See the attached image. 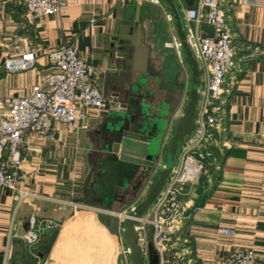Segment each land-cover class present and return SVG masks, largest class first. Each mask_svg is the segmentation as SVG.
I'll return each instance as SVG.
<instances>
[{"label":"crops","instance_id":"obj_1","mask_svg":"<svg viewBox=\"0 0 264 264\" xmlns=\"http://www.w3.org/2000/svg\"><path fill=\"white\" fill-rule=\"evenodd\" d=\"M64 1L67 7L62 16L29 24L24 19L21 0H0V98L29 94L38 77L51 71L44 52L73 45L80 58L95 68L96 86L113 102L107 111L88 115L73 130L54 124L53 140L32 132L26 134L28 143L20 163L24 178L17 189L29 195L17 206L13 199L16 192L0 191V263L6 244L10 243L11 264H128L117 253L113 218L89 208L73 210L60 202L117 212L129 206L116 203L113 209H106L94 202L88 176L95 160L94 132L110 111L117 110L119 99L115 95L127 71L125 59L113 54L111 46L117 48L113 39L131 37L137 9L143 41L149 49L147 69L151 73L156 70L153 59L158 36L149 13L153 3ZM158 1L163 15L173 17L169 7ZM178 3L185 6L181 0ZM223 8L231 29L234 66L226 74L213 145L205 152L208 155L203 162H208V170L185 187L179 248L187 264H221L231 252L246 249L254 251V264H264V8L247 6L243 0H224ZM166 24L169 35L164 42L172 37L179 40L174 17ZM28 51L36 53L34 69L5 68V59L18 60ZM184 68L190 76L186 64ZM190 82L191 92V76ZM163 88L161 100L170 108L172 130L162 156L167 155L175 122L183 116L187 104L185 88L179 87L174 94H167V87ZM30 217L39 227H52L44 229L36 257L28 263L27 246L21 236L28 229ZM218 227L232 229L235 235H218ZM54 231L57 235L49 253L37 257L38 247L45 245Z\"/></svg>","mask_w":264,"mask_h":264},{"label":"built area","instance_id":"obj_2","mask_svg":"<svg viewBox=\"0 0 264 264\" xmlns=\"http://www.w3.org/2000/svg\"><path fill=\"white\" fill-rule=\"evenodd\" d=\"M149 2L159 4L158 0ZM223 2L224 0H195L191 7L180 4L179 14L185 42L199 72L200 87L197 90L194 131L182 141L177 161L148 210L139 217L135 216L137 207L144 201L160 172L166 169L161 156L170 137L172 124H169L165 133L156 168L126 210L115 212L60 202L70 205L73 210L89 208L113 218L117 253L128 264L131 262V251L124 239L127 220L135 222L133 231L136 243L146 261L148 245L151 244L158 264H187L185 255L179 248L180 224L185 218L182 198L185 187L194 184L203 173L201 160L207 157L205 152L213 145L211 139L220 120L219 102L225 93L226 74L234 66L231 29ZM21 3L24 7V19L29 24L49 16H62L67 7L64 0H21ZM243 3L264 8V0H243ZM164 19L167 23L173 21V17L166 13ZM202 25L213 28L212 37H202ZM165 47H170L178 62L185 65L182 46L177 38L172 37ZM43 56L51 71L38 77L29 94L0 98V191L16 192L13 199L17 206L29 195L17 189L24 178L20 172V163L28 143L26 134L32 132L40 138L53 140L54 124H62L67 130H73L88 115L107 111L113 102L111 97H106L96 86L95 68L80 58L73 45L47 50ZM36 63V53L28 51L20 59L8 62L5 67L10 71L31 70ZM51 227L50 224L39 227L34 217H30L28 229L21 238L31 258L36 257L44 229ZM216 233L228 237L235 235L232 229L222 227H218ZM11 260L12 249L10 243H7L0 264H11ZM254 261V251L246 249L231 252L221 264H254Z\"/></svg>","mask_w":264,"mask_h":264},{"label":"water","instance_id":"obj_3","mask_svg":"<svg viewBox=\"0 0 264 264\" xmlns=\"http://www.w3.org/2000/svg\"><path fill=\"white\" fill-rule=\"evenodd\" d=\"M169 7L179 33L184 61L189 69L192 85L199 83V72L195 59L185 42V33L179 14V0H160ZM186 7L193 6L195 0H181ZM137 9L135 24L130 30V38H114L117 48L112 45L113 54L124 60L127 71L119 82L115 97L117 110L110 111L95 136V160L89 172L93 200L106 209H113L116 203L131 204L139 195L143 185L156 168L164 143L165 133L171 121L169 107L163 108L155 99L154 89L150 86L147 69L149 49L143 41L141 24L138 22ZM202 37H212L213 28L200 27ZM112 55V54H111ZM141 59V60H140ZM140 64L137 66L138 61ZM198 100L197 89L192 87L184 114L175 122L174 134L168 146L167 157L174 161L180 143L194 131V119ZM159 149L158 151H155ZM169 167L161 171L156 182L144 201L137 207L135 216L143 215L162 190L170 172ZM129 199V200H128ZM128 201V202H126ZM112 211V210H111ZM115 211V210H113ZM117 212V210L115 211ZM119 212V211H118ZM135 222H125L124 239L131 251L132 264H158L152 245H148L147 261L141 254L133 231ZM57 232L50 234L48 242L39 246L37 257L49 253ZM26 250L28 263L31 256Z\"/></svg>","mask_w":264,"mask_h":264},{"label":"rangeland","instance_id":"obj_4","mask_svg":"<svg viewBox=\"0 0 264 264\" xmlns=\"http://www.w3.org/2000/svg\"><path fill=\"white\" fill-rule=\"evenodd\" d=\"M151 23L153 24V28L155 30V34L157 37V43H155V48L157 51H155V57L153 60L156 62V70H155V77L151 78L150 86L154 87V93H155V99L161 100L164 97V88L167 87V94H174L179 87L181 89L186 90L187 94V103L189 101V92L191 89V82H190V76L186 73L184 66L181 65L177 58L174 57V53H172V49L170 47H164L163 45H166L170 42L168 40L167 42H164L168 35V26L167 22L164 19V15L161 11V9L158 7L157 4H153L152 7H150L149 10ZM171 50V51H170ZM15 61L14 59L9 60V58L4 60V65L8 62ZM158 66V67H157ZM6 68V67H5ZM7 69V68H6ZM37 82V81H36ZM193 88L199 89L200 84H194L192 85ZM179 91V90H178ZM169 101V97L167 98ZM160 102V101H159ZM162 103H159L161 105ZM168 104L165 102L163 104V108L167 107ZM187 107V104H186ZM182 142L180 143L179 147L181 146ZM159 149H156L155 151H158ZM162 162L169 168H171L174 165V161H171L166 154H163L162 156ZM202 167H203V173L201 176L204 175V173L208 170V162H203L201 160Z\"/></svg>","mask_w":264,"mask_h":264},{"label":"flooded vegetation","instance_id":"obj_5","mask_svg":"<svg viewBox=\"0 0 264 264\" xmlns=\"http://www.w3.org/2000/svg\"><path fill=\"white\" fill-rule=\"evenodd\" d=\"M149 74L151 75L150 78H152V77L154 78V77H155V73H151V72L149 71ZM150 78H149V79H150ZM150 80H151V79H150ZM157 101H158L157 106L159 105V103H162V104L165 103L163 100H157ZM159 101H160V102H159Z\"/></svg>","mask_w":264,"mask_h":264},{"label":"trees","instance_id":"obj_6","mask_svg":"<svg viewBox=\"0 0 264 264\" xmlns=\"http://www.w3.org/2000/svg\"><path fill=\"white\" fill-rule=\"evenodd\" d=\"M202 160H205V157H204ZM203 176H204V175H203Z\"/></svg>","mask_w":264,"mask_h":264}]
</instances>
